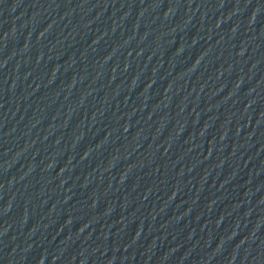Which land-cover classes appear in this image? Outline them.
<instances>
[{
	"label": "water",
	"instance_id": "1",
	"mask_svg": "<svg viewBox=\"0 0 264 264\" xmlns=\"http://www.w3.org/2000/svg\"><path fill=\"white\" fill-rule=\"evenodd\" d=\"M0 264H264V0H0Z\"/></svg>",
	"mask_w": 264,
	"mask_h": 264
}]
</instances>
